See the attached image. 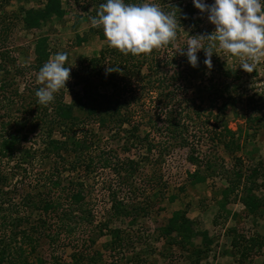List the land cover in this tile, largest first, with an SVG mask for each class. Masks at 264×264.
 I'll return each instance as SVG.
<instances>
[{"label":"trees","instance_id":"16d2710c","mask_svg":"<svg viewBox=\"0 0 264 264\" xmlns=\"http://www.w3.org/2000/svg\"><path fill=\"white\" fill-rule=\"evenodd\" d=\"M9 1L0 0L1 48H4L14 22H20L26 31L40 30L49 21L63 19L66 13L64 7L69 5L77 6V19L80 21L85 19L89 24L88 31L83 37L76 36L77 43L87 39L88 34L96 35L101 41L106 40L102 28L93 27L89 22V17L95 15L97 6L104 0H29L37 7L19 9L15 15L2 12ZM153 2L161 4L165 11H169V7L178 9L180 27L175 42L153 49L149 54L135 56L121 54L108 44L95 57L85 60L75 68L74 74L80 84V93L75 94L70 102H64V89L58 91L54 101L47 105L38 104L37 98L33 95L39 110L43 114L46 112L49 114L45 123L49 127L43 129L45 130L43 150L46 157L53 160L55 165L58 162L63 164L65 174L62 175L61 171H57L58 174L55 176L51 174L47 181L43 182L42 189L29 191L25 195L23 202L25 208H29L32 213L37 212V217L33 218L32 213L14 219L9 217L7 223L10 226L4 229L3 237L0 238V264H47L40 257L33 256L39 241L46 238L48 242L54 243L60 236V231L67 238L82 227L93 226L94 229H98V234H106L110 250L117 251L129 247L130 236L119 228L111 227L110 224L115 220L126 219L130 223H135L139 214L146 212L147 200L156 201L162 196L163 190L167 187L163 164L177 148L188 151L187 161L195 169L185 171L183 183L175 185L176 193L168 196L170 202H174L178 194L184 193L188 186L202 184L207 177L221 171L226 186L219 192L220 202L212 219L213 225L222 217L227 221L230 212L225 208L229 202H239L247 215H257L264 207V197L254 193L264 186V179L257 183L264 171L261 162L245 169L241 161L236 159L235 165L226 169L222 164H217L220 162L217 157L212 158L215 161L210 158L199 159L195 150L199 146V141H192L191 138L192 132L198 133L201 135L200 139L207 137L211 143H221L222 147L230 149L231 152L240 149L241 135L232 131L225 120L228 107L234 105L232 94L235 92L236 82L240 80L239 73L227 69L215 53L211 57V69L207 68L203 64V50L197 53V66L191 67L186 57L179 51L187 43H179V32L180 29L186 28L190 35H196L198 23L194 18V7L190 3H185V0ZM48 46V37L40 36L35 39L31 51L33 71L38 73L42 64L49 60ZM1 48L0 53L10 62V66L14 68L13 72L21 74V67L16 65L17 57ZM113 64L119 65L120 72L106 73L105 67ZM207 71L217 73L218 78H211ZM196 79L200 82L197 85L198 95L201 99L208 100L207 112L195 108L193 99L189 96V88ZM204 80L206 83H203ZM95 82L104 90L95 88ZM0 88L5 90L4 85H0ZM244 104L252 114L246 122L252 124L264 122V107L261 100H254L253 96H249L244 99ZM76 112L83 113V116H77ZM43 121L45 122V119ZM94 124H97L99 131L106 132L111 137L120 138L123 130L126 137L120 145L121 149L127 153L132 149H140L143 155L138 157V160L129 157L122 160L117 157L111 159V156L104 153L100 147L95 149ZM53 133H58L59 137L53 138ZM21 138L27 139L26 136ZM18 143L17 135L1 138L0 160L11 158L17 152ZM29 158L35 157L31 155ZM149 160L153 169L148 174L147 187L141 188L143 183L139 187H133V178L137 170L141 168L142 163ZM96 165L102 169L111 168L114 176L121 180V184L129 188L132 198L123 200L109 192L107 217L98 225H93V209L86 198L85 186L89 181V172ZM2 184L3 178H0V198L4 195ZM140 198L146 199V204L137 202ZM233 216L236 217L234 214ZM0 220L6 219L1 217ZM22 224L28 226L21 228ZM55 227L60 229L57 231L52 229ZM103 230L106 233H102ZM158 231L160 237L166 240L168 250L172 251L171 247L174 246L187 254L188 264H202L214 243L207 231L194 228V223L186 216L185 210L173 212L166 225L160 227ZM224 232L230 238L229 248L238 264L253 262L254 256L260 257V253L261 264H264L263 237L255 233L247 236L236 226L227 227ZM196 237L200 238L199 246L193 244ZM86 241L88 242L86 248L77 249L71 254L70 264L100 263L101 253L91 250L95 239L88 236ZM83 243L84 241L82 246ZM138 262L146 264L145 260L134 263Z\"/></svg>","mask_w":264,"mask_h":264},{"label":"rangeland","instance_id":"374dc122","mask_svg":"<svg viewBox=\"0 0 264 264\" xmlns=\"http://www.w3.org/2000/svg\"><path fill=\"white\" fill-rule=\"evenodd\" d=\"M205 2L210 4L212 0H205ZM185 3L191 4V0H185ZM34 7L37 5L29 0H10L2 12L15 15L19 9ZM64 8L66 13L63 19L49 21L40 30L26 31L20 22H14L4 48L0 47L4 51L7 50L10 55L16 56V65L21 67V74L14 73V68L10 66V62L0 53V85L5 86V90L0 88V140L10 135H17L19 140L18 145H16L17 152L11 158L0 160V178H3L2 189L4 192L3 197L0 198V215L6 219V222L0 220V238L3 237L4 229L10 226L7 223L10 218L23 217L33 212L29 208H25L23 204L24 197L29 191L34 192L42 189L43 182L47 181L46 179L51 174L57 175V171H61L62 175L65 174L62 168L63 164L58 162L55 165L53 160L46 157L43 150L45 143V130L43 129L49 127L48 124H45L49 114L48 112L43 114L33 98L35 90L42 86L37 81V72L31 68L33 62L31 51L35 39L40 36L48 37L49 59L58 51L68 52L66 66L71 67L70 79L66 81V89H64L63 94L64 102L67 103L74 98L75 94L80 93V84L74 74L75 68L85 60L95 57L101 49L108 45L106 40L101 41L96 35L89 34L87 39L77 43L76 36L83 37L88 31L89 24L86 23L85 19L82 21L77 19V6L69 5ZM194 18L198 23L196 34H210L214 31V26L207 21V13L201 14L194 8ZM188 35L191 36L188 29H180L179 43L187 42ZM214 53L227 69L237 71L240 76V80L235 84V92L232 94L234 105L228 107L225 117L228 127L241 135L240 149L231 152L230 149L222 147L221 143H211L207 137L200 139V134L192 132V141H199V146L195 148L197 156L201 160L210 158L212 161H215L212 158L217 157L220 161L217 164H222L226 169L234 166L236 159L241 161L245 169L256 165L258 162L264 166V122L253 124L246 122V119L252 117V114L244 104L246 97L253 96L254 100H261L264 107V57H261L256 63L252 73H245L238 67V58L219 49L215 50ZM207 72L211 78H218L217 73ZM199 83V80H193L192 86L189 88V96L193 99L195 108L207 112L208 100L201 99L197 92ZM203 83H206L205 80ZM94 86L100 91L104 90L98 82H95ZM213 112L215 113L214 110ZM76 114L79 117L83 116V113L80 112H76ZM94 125L96 127L93 132L96 134L94 148L100 147L104 153L111 156V159L117 157L122 160L129 157L138 160V157L143 155L140 149H132L130 153L121 149L120 145L123 138L126 137L123 130L120 138L111 137L110 134L99 131L97 124ZM22 136H26L27 139L21 140ZM58 137V133H53V138L57 139ZM187 153L186 149L177 148L167 158L163 164L167 176V187L156 201L147 200L146 212L139 214L135 223H130L126 219L115 220L110 224L111 227L119 228L124 234L130 236L131 244L129 247L117 251L110 250L107 245L108 237L105 236L106 234H98V229H94L92 226L79 228L67 238L60 231V236L55 239L54 243L48 242L46 238L41 239L33 256L40 257L47 264L54 262L70 264L71 254L77 249L86 248L88 246L86 240L89 236L95 239V244L91 250L99 251L102 255L99 264H135L134 262L139 260H145L146 264H188L187 254L182 253L174 246L171 247L172 251L168 250L166 240L160 237L158 231L160 227L166 225L173 212L185 210L186 216L194 223V228L207 231L209 237L214 241L210 248L211 251L202 260V264H238L231 253L230 238L226 236L224 229L236 226L239 231L247 236L255 233L264 238V207L257 215H247L239 202H229L225 208L227 212H230L227 221L222 217L218 219L216 225H213L212 219L220 202L219 192L226 186L221 171L207 177L202 184L188 186L184 193L178 194L174 202H170L168 196L176 193L175 185L183 183L185 171L195 169L187 161ZM31 155L35 158L30 159L29 156ZM93 168L89 172V181L85 190L86 198L90 201V207L93 209V225H98L107 217L106 212L110 202L109 192L123 200H129L132 196L129 193V188L121 184V180L114 176L111 168L102 169L98 165L93 166ZM152 169L150 160L142 163L141 168L137 170L133 178V187H139L142 183L141 188L147 187L148 174L151 173ZM261 176L257 183L264 179V171ZM254 193L264 197V186L255 190ZM145 200L140 198L137 202L146 204ZM32 216L33 218L37 217V212L32 213ZM27 226L22 224L21 228ZM52 229L57 231L60 228ZM102 233H106V231L103 230ZM193 244L199 246L200 238H194ZM91 250L88 249V251ZM259 255L260 257L254 256L253 262H246V264H261L262 253Z\"/></svg>","mask_w":264,"mask_h":264},{"label":"clouds","instance_id":"9594fccd","mask_svg":"<svg viewBox=\"0 0 264 264\" xmlns=\"http://www.w3.org/2000/svg\"><path fill=\"white\" fill-rule=\"evenodd\" d=\"M199 13H207V21L214 26L210 34L187 36L186 46L179 49L187 63L195 68L197 52L203 50V64L211 69L214 50L238 58L239 68L252 73L256 63L264 57V0H191ZM151 0H104L89 17L93 27H101L109 46L124 55L149 54L177 39L178 9ZM206 42V43H205ZM68 52L58 51L45 61L37 73L42 86L34 92L37 103L54 101L60 89H66L71 67L66 66ZM106 73L120 72L119 65L105 67Z\"/></svg>","mask_w":264,"mask_h":264}]
</instances>
